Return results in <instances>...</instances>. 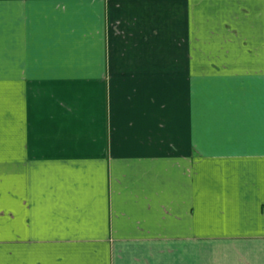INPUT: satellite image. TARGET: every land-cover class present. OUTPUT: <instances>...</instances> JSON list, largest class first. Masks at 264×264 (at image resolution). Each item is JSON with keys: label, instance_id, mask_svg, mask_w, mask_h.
<instances>
[{"label": "crops", "instance_id": "1", "mask_svg": "<svg viewBox=\"0 0 264 264\" xmlns=\"http://www.w3.org/2000/svg\"><path fill=\"white\" fill-rule=\"evenodd\" d=\"M0 264H264V0H0Z\"/></svg>", "mask_w": 264, "mask_h": 264}]
</instances>
